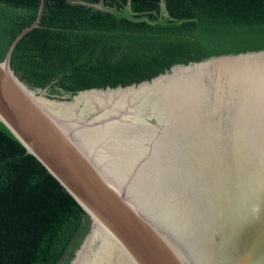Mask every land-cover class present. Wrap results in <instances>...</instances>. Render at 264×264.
Here are the masks:
<instances>
[{
	"label": "water",
	"instance_id": "95a60500",
	"mask_svg": "<svg viewBox=\"0 0 264 264\" xmlns=\"http://www.w3.org/2000/svg\"><path fill=\"white\" fill-rule=\"evenodd\" d=\"M0 61V121L81 206L67 264H264V50L49 96Z\"/></svg>",
	"mask_w": 264,
	"mask_h": 264
},
{
	"label": "trees",
	"instance_id": "16d2710c",
	"mask_svg": "<svg viewBox=\"0 0 264 264\" xmlns=\"http://www.w3.org/2000/svg\"><path fill=\"white\" fill-rule=\"evenodd\" d=\"M41 0H0V61ZM264 50V0H43L15 74L49 96L126 86L175 64ZM81 206L0 121V264H67L89 230Z\"/></svg>",
	"mask_w": 264,
	"mask_h": 264
}]
</instances>
